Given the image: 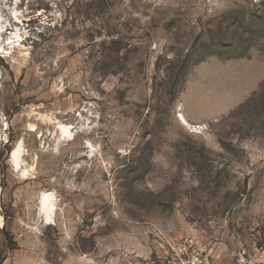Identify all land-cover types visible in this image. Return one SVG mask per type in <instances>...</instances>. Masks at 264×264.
Returning <instances> with one entry per match:
<instances>
[{
    "label": "rangeland",
    "instance_id": "1",
    "mask_svg": "<svg viewBox=\"0 0 264 264\" xmlns=\"http://www.w3.org/2000/svg\"><path fill=\"white\" fill-rule=\"evenodd\" d=\"M189 236L264 247V0H0V264Z\"/></svg>",
    "mask_w": 264,
    "mask_h": 264
},
{
    "label": "built area",
    "instance_id": "2",
    "mask_svg": "<svg viewBox=\"0 0 264 264\" xmlns=\"http://www.w3.org/2000/svg\"><path fill=\"white\" fill-rule=\"evenodd\" d=\"M216 243H208L195 236L168 245L162 256L161 264H223ZM227 264H264V247L257 244H241Z\"/></svg>",
    "mask_w": 264,
    "mask_h": 264
},
{
    "label": "bare ground",
    "instance_id": "3",
    "mask_svg": "<svg viewBox=\"0 0 264 264\" xmlns=\"http://www.w3.org/2000/svg\"><path fill=\"white\" fill-rule=\"evenodd\" d=\"M177 117L183 124L186 123V121H185V119L181 113H178ZM58 131L63 138L70 139V137L72 135L71 128L67 125H64V124H59ZM19 154L20 153L15 151V150L11 153V157L14 161V165L17 168L20 167ZM53 201H54L53 193L42 192L39 203H38V212L40 215H42L44 217L45 222H47V223L52 219V213L54 210Z\"/></svg>",
    "mask_w": 264,
    "mask_h": 264
},
{
    "label": "water",
    "instance_id": "4",
    "mask_svg": "<svg viewBox=\"0 0 264 264\" xmlns=\"http://www.w3.org/2000/svg\"><path fill=\"white\" fill-rule=\"evenodd\" d=\"M247 187H248V176H245L243 178V189L241 194L244 195L247 192Z\"/></svg>",
    "mask_w": 264,
    "mask_h": 264
},
{
    "label": "crops",
    "instance_id": "5",
    "mask_svg": "<svg viewBox=\"0 0 264 264\" xmlns=\"http://www.w3.org/2000/svg\"><path fill=\"white\" fill-rule=\"evenodd\" d=\"M223 259V258H222ZM223 264H227L226 260L223 262Z\"/></svg>",
    "mask_w": 264,
    "mask_h": 264
}]
</instances>
